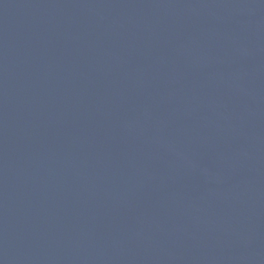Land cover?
Masks as SVG:
<instances>
[{
	"label": "water",
	"instance_id": "obj_1",
	"mask_svg": "<svg viewBox=\"0 0 264 264\" xmlns=\"http://www.w3.org/2000/svg\"><path fill=\"white\" fill-rule=\"evenodd\" d=\"M0 264H264V102L194 0H0Z\"/></svg>",
	"mask_w": 264,
	"mask_h": 264
}]
</instances>
